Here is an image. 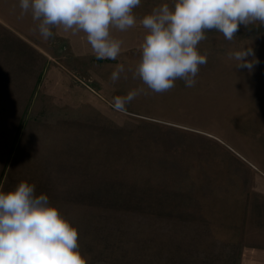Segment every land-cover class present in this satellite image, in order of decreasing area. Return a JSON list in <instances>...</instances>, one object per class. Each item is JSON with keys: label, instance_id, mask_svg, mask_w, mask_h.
<instances>
[{"label": "rangeland", "instance_id": "374dc122", "mask_svg": "<svg viewBox=\"0 0 264 264\" xmlns=\"http://www.w3.org/2000/svg\"><path fill=\"white\" fill-rule=\"evenodd\" d=\"M164 3L171 8L174 0H141L134 9L136 26L126 32L113 30L123 41L115 60L97 59L83 33L79 41L42 43L80 83V146L64 178L48 179L54 184L36 187V194H46L78 229L87 264L239 261L242 238L233 225L234 158L241 135L261 134L264 141V25H241L231 41L218 31H206L198 50L207 62L200 66L195 86L177 80L171 90L158 94L133 78V72L147 34L139 20ZM9 32L0 25L2 40ZM1 45L3 99L9 82L17 83L9 81L15 76L7 67L31 60L9 57L7 44ZM250 48L252 69L238 67L229 57L230 52ZM35 61L46 64L43 57ZM117 64L125 71L113 83L110 76ZM32 81L31 74L23 73L22 89ZM139 88L147 94L133 99L125 112L114 109V97ZM237 108L243 110L236 113ZM0 114L7 115L3 108ZM256 157L264 161V153ZM16 182L1 178L0 191L13 190Z\"/></svg>", "mask_w": 264, "mask_h": 264}, {"label": "clouds", "instance_id": "9594fccd", "mask_svg": "<svg viewBox=\"0 0 264 264\" xmlns=\"http://www.w3.org/2000/svg\"><path fill=\"white\" fill-rule=\"evenodd\" d=\"M141 0H19L20 18L31 14L40 37L54 38L53 29L72 35L84 34L97 59L115 60L122 52L123 41L113 30L126 32L137 24L134 14ZM259 22L264 25V0H174L154 7L139 20L147 34L140 44L141 56L133 78L147 89L164 93L183 80L194 87L206 54L198 45L205 32L215 30L231 41L241 25ZM252 49L230 52L238 67L252 69ZM258 62V61H256ZM131 70V69H130ZM125 71L117 64L110 80L116 83ZM143 88L116 96L113 107L126 111ZM79 232L49 203L46 194H36L35 184L21 181L7 192L0 191V264H87L79 245Z\"/></svg>", "mask_w": 264, "mask_h": 264}, {"label": "crops", "instance_id": "0c3cea01", "mask_svg": "<svg viewBox=\"0 0 264 264\" xmlns=\"http://www.w3.org/2000/svg\"><path fill=\"white\" fill-rule=\"evenodd\" d=\"M20 12L19 0H0V25L10 31L5 40L0 37V45L7 44L9 57L31 60L7 67L6 72L15 76L9 81L17 83L9 82L7 97L0 98V108L7 114H0V181H27L40 187L54 184L48 179L64 178L67 165L71 169L73 154L79 151L81 119L80 83H75L67 66L54 61L57 56L42 43L79 41L81 34L53 29L54 38L45 42L33 31L36 24L31 14L20 18ZM35 57L45 58L46 64L35 65ZM23 73L33 79L25 89L20 84ZM238 109L243 110L237 108L236 113ZM241 136L243 142L236 140L234 158L233 225L242 238L238 264H264V161L256 157L264 153V141L261 134Z\"/></svg>", "mask_w": 264, "mask_h": 264}]
</instances>
